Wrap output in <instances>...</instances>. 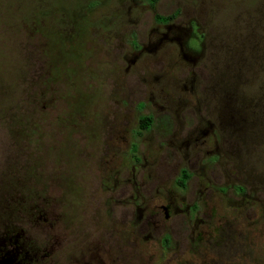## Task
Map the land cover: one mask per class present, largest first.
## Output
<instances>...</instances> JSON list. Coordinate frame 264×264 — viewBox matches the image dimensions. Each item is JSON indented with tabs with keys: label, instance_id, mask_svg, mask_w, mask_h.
I'll use <instances>...</instances> for the list:
<instances>
[{
	"label": "rangeland",
	"instance_id": "rangeland-1",
	"mask_svg": "<svg viewBox=\"0 0 264 264\" xmlns=\"http://www.w3.org/2000/svg\"><path fill=\"white\" fill-rule=\"evenodd\" d=\"M158 15H174L176 25L195 22L190 46L203 41L195 63L168 44L128 63L131 36L146 43L151 31L163 30ZM30 63L37 66L32 84ZM225 64L241 67L238 100L259 107L236 147L205 89ZM116 115L128 121L124 141L105 154L107 137L87 123ZM143 116L154 118L153 127L135 136ZM10 153L18 174L31 177L35 198L46 176L53 182L49 202L63 206L67 222L81 206L112 208L116 223L127 209L140 238L128 243L124 264H264V0H0V169L13 161ZM183 169L191 174L184 191L176 185ZM27 187L21 180L19 190ZM136 203L145 216L160 204L179 212L162 228L140 229ZM187 206L197 207L194 216ZM224 224L241 242L239 252L221 255L215 229Z\"/></svg>",
	"mask_w": 264,
	"mask_h": 264
},
{
	"label": "flooded vegetation",
	"instance_id": "flooded-vegetation-1",
	"mask_svg": "<svg viewBox=\"0 0 264 264\" xmlns=\"http://www.w3.org/2000/svg\"><path fill=\"white\" fill-rule=\"evenodd\" d=\"M147 1L151 5L150 0ZM158 16L170 17V19L160 21L155 16V21L163 27V30L154 29L151 31V35L155 33V36L150 37L146 43L136 42L134 36H131L130 45L133 55L128 63L133 64L137 61L144 50L155 52L163 44L177 47L176 53L178 57L195 63L196 56L193 52H200L201 43L203 42H197V49L190 46V42L194 39L193 28L196 27L198 29L195 22H188L187 26H182L180 23L176 25L172 22L175 17L174 15ZM156 35L158 36L156 37ZM201 35L203 40L204 35ZM36 67L33 63H30L28 66L31 84L34 81L33 76ZM129 67L130 65H128V69ZM240 68L237 65L225 64L224 69L220 68L217 70L219 75L217 76L218 78H215V81L212 79L214 83L210 84L208 80L205 87L206 93L215 101V108L219 107L218 117L224 132L230 139L234 140H232L233 144L228 140L229 144H232L229 145L231 147L233 145L234 147L238 146V143L242 141V137L248 136L249 127L246 120L250 118L254 120L258 117V115H255L257 112L253 111L259 108L256 103L255 106H250L244 101L238 100L234 94L239 78L238 69ZM132 90H138V97L146 94V89L137 88L133 81ZM153 96L154 94L151 93V99H153ZM235 99L236 101H234ZM29 100L32 103L31 99ZM108 117L100 116L93 118L92 121L90 120L87 123L90 125L91 133L96 132L99 135L102 133L107 137L102 145L105 154L113 148V145H120L119 142L124 141V128L128 125V121L124 120L125 118L120 115ZM143 119H146L149 123L146 130L141 129ZM153 123L154 118L152 116L139 118V127L136 132L133 131L134 135H141L142 132L150 131ZM246 131L247 133L244 135ZM201 133L202 135L207 134V131H201ZM114 139L117 141L113 142ZM251 139L252 137L249 138V140ZM135 150L136 146L132 145L131 151ZM15 157L16 155L10 153V159L12 158L13 161L8 160L9 162L0 169V264H34L39 261H42L44 264L125 263V258L128 255L126 251L128 243L135 244L134 239L138 242L140 238L139 232L137 231V233L134 230V226L130 224L127 209L120 213V217L118 218L119 223H116L112 214V208L100 209L99 211L93 206L88 209L81 206V213H75L73 215L74 218L67 222L68 220L61 219L62 213L60 212L63 206H59L56 210V207L49 202V199L56 198L55 193H53V190L49 186L53 182L46 176L42 196L35 198L31 191V185H33L31 177H23L18 174L20 166ZM108 157L103 158L101 164L102 171L106 174L104 177L105 183L108 185L106 188L110 189L111 186L109 184L112 183V178H109L107 175L110 173L109 167L112 169V164L109 165ZM136 161L139 162L138 160ZM235 163L236 161H234ZM4 169L5 172L1 175ZM183 172L186 174L187 180L184 186L181 187L179 181ZM190 177L191 174L186 169L180 170L179 176L176 179L177 187L184 191ZM21 180H23L26 186L28 185V191L21 192L19 190L18 186ZM58 181L60 184L64 183L60 182L63 181L61 176ZM127 183L128 180L124 183V191H128V185L126 189ZM203 186L204 189L208 188L207 184ZM64 187L57 191L58 199H64ZM240 187L244 189L243 197H245V188L243 186ZM24 194H27L26 197L23 196ZM36 199L42 202H34ZM135 206V215L138 223H140V229L162 228L173 214L179 212L177 208H173L170 204H160L153 210H150L148 215L145 216V214L141 213V209L137 203ZM186 209L188 215L192 213L194 216L197 207L193 206L189 209L187 206ZM224 225L222 228L215 229V232H221L220 238L216 242L219 244L218 247L222 252L221 255H225L228 250L239 252L241 250V242L237 241L236 234L229 230L226 224ZM34 231L41 232V239H38L34 235ZM168 238L166 237L161 240V249L163 251L170 247L171 242Z\"/></svg>",
	"mask_w": 264,
	"mask_h": 264
},
{
	"label": "trees",
	"instance_id": "trees-1",
	"mask_svg": "<svg viewBox=\"0 0 264 264\" xmlns=\"http://www.w3.org/2000/svg\"><path fill=\"white\" fill-rule=\"evenodd\" d=\"M157 0H150L151 4H154ZM157 20H160V21H167L170 19V17H159V16H156ZM149 123L146 119H143L142 122H141V129L142 130H146L147 127H148ZM187 180V176L186 174L183 172L182 173V177L180 178V186L183 187L184 186V183L186 182Z\"/></svg>",
	"mask_w": 264,
	"mask_h": 264
}]
</instances>
